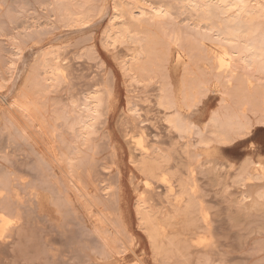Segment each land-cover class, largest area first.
I'll return each instance as SVG.
<instances>
[{"label":"rangeland","instance_id":"rangeland-1","mask_svg":"<svg viewBox=\"0 0 264 264\" xmlns=\"http://www.w3.org/2000/svg\"><path fill=\"white\" fill-rule=\"evenodd\" d=\"M129 1L0 0V264H264V76L239 69L223 80L221 46L189 30L196 47L187 29L196 18L173 0H143L176 13L162 27L136 26L135 41L108 44L114 7ZM64 3L79 23L64 18ZM44 60L61 68L46 83ZM163 91L187 133L167 123L176 113L159 105ZM91 96L106 104L83 139L71 124ZM225 115L245 129L219 143L211 118ZM138 134L162 166L155 176L140 168ZM140 200L176 240L169 256L151 248Z\"/></svg>","mask_w":264,"mask_h":264},{"label":"bare ground","instance_id":"bare-ground-1","mask_svg":"<svg viewBox=\"0 0 264 264\" xmlns=\"http://www.w3.org/2000/svg\"><path fill=\"white\" fill-rule=\"evenodd\" d=\"M146 1L143 2V0H131V2L129 1L130 4L129 3L127 4V5H129V7H127L126 9L124 7H120V6H119L120 8L116 7V6L114 7L113 16L111 18V21H114V22H113L112 27L107 31V33L105 35V39L108 42V44L115 45L116 43H118V44L120 43V45H121L124 41L125 42L126 41H135L132 39V35L134 34V32L137 31V29H135L136 26L137 27L141 26V25H143L144 22H146V23H148L149 27H151V26H153L152 22H155V21L157 22V21L165 19V18L167 20L170 19L169 16L174 13V12L172 13V10L175 11L172 7L173 5L163 6L165 4H161V5H155L154 6V5H151L149 3L147 4L148 1L147 2ZM173 1H174V4L177 6V9H178L177 10L175 5H174V8L176 9V11H179L181 13H189V15L190 14L192 15L190 17L195 16V18H196L195 20L189 19V22H190L189 28L190 29L187 28L189 33H190L189 30H193L195 32V35L197 37L201 38L202 40H206V41L211 40V41H214L215 43H217L221 46V51L219 53H215L214 60L218 66V69H220L224 72L223 78H222L223 80L225 78L226 80L230 81L235 76L239 78L238 75H235L236 72L239 71V69L245 70L244 72L248 71L247 73L251 72V75H252V73H254L253 77H249L250 75L248 76L249 79L250 78L254 79L255 74L259 75V76H264V0H173ZM61 11L64 15V18H66L68 21H70L72 23H79L81 21V18L79 15L80 12H78L77 10H75L73 8H70L69 5H66L64 3ZM161 22H160V26L162 27V25L164 26V24L161 25ZM146 23H144L145 27L147 26ZM150 24H151V26H150ZM117 25L119 28L117 27ZM158 25H159V23H158ZM114 26H116V27H114ZM144 26L142 28L145 29ZM157 26L156 27L154 26V27L157 29ZM160 26H158V29L160 28ZM155 28H153V29H155ZM147 29H148V27H147ZM165 29H166V27H165ZM148 31H151L150 28ZM163 31H165V30H163ZM185 32H186V30H185ZM188 32H186V33L188 34ZM179 33L177 30L178 35H179ZM187 34L184 35V37L187 36ZM190 35H191V33L189 34V37H192V35L191 36ZM195 35L193 34L194 38H195ZM180 36L183 38L182 33L180 34ZM180 36L179 37L176 36V38H181ZM150 37L152 38V35ZM151 38L148 39L147 37H145L144 41L146 39L152 41ZM194 38L192 37V39H193L192 41H194L192 43L195 44L199 40H194ZM161 39H160V41L163 43V45L167 46L166 41L163 39H162L163 40L162 41ZM181 39H179V41ZM189 39H191V38H189ZM158 40L159 39H156L155 41L157 42ZM185 40H183V42L181 40V44L178 43V40L176 43L179 45H182V43H184ZM164 41H165V44H164ZM170 41L171 40H169L168 43H170ZM156 42H155V44H156ZM139 43H140V41H139ZM171 43H172V41H171ZM192 43H191V48H193V46H194V45H192ZM145 44L147 45L146 42L143 45H145ZM153 44L154 43H152V45ZM159 44H160V42H159ZM187 44H189V41ZM145 46H143V48ZM151 46H150V48H151ZM155 46H157V45H155ZM195 46H196V44H195ZM201 46L202 45L199 44V47H201ZM146 47H148V45ZM187 47H189V46H187ZM179 48H180V46H179ZM195 48H193V49H195ZM180 49L183 50L182 47ZM193 49H190V47H189V49L186 50V47H185L184 52H185V50L186 51H188V50L194 51ZM199 50H201V48ZM154 51H155V49H154ZM165 51L166 50H164L162 52V55H160V54L159 55L163 57L165 54L164 53ZM143 52H145V50H143ZM151 52H153V51H151ZM196 52H198V51H196ZM157 53H159V52H157ZM19 54H20V51L16 50L14 56L15 55L18 56ZM145 54H146V52H145ZM166 54H167V52H166ZM193 54H197V53H193ZM197 55H199V54H197ZM138 56H140L139 53L134 55L132 57V60L137 61ZM155 56H157V55H155ZM191 56H193V55H191ZM166 57H164V58H166ZM204 57H205V54H204ZM209 58H208V60H209ZM159 59L161 60V57ZM157 60H158V58H157ZM52 62H53L52 64H49L46 60H44V62L42 64L43 65V71H44L45 76H46L43 79L42 83L53 81L56 78V76L61 74V68H60L57 60H52ZM162 63H164V62H162ZM215 68H216V66L213 69H215ZM125 69L127 72H132V70L128 66H126ZM214 74H216V72ZM219 75L220 74H218L217 79H218ZM247 75L248 74H245L244 77L246 78ZM256 77H258V76H256ZM238 78H236V79H238ZM261 79L262 78H260L259 80H261ZM240 80L244 81L245 79H242L240 77V79H238V81H240ZM262 80H264V79H262ZM238 81H237V83L239 84ZM241 84H244V83L240 82L239 85H241ZM235 87L239 88V87H237V85ZM243 87L241 88L242 90H243ZM259 89H257V90H259ZM257 90H255V91H256V94L258 95L259 93ZM255 91H254V94H255ZM251 92H253V91H251ZM161 93H162V91H161ZM163 93H164V95L162 96V94H161L162 97L159 99V105L161 107H163L165 110H173L176 113V115L174 117L169 118L167 120V123L169 124V126L171 128L176 129L180 133H187V131L189 130L188 125L184 123L185 119L184 120L182 119L183 115L181 116V113H179V111L175 110V104H174V102H172L173 96H172V98H170V97H168V94L167 95L165 94L166 92L163 91ZM181 93H182V91H181ZM238 93L239 92H237V90H236V94H238ZM234 94H235V92H234ZM254 94H252V95L254 96ZM252 95H251V97H252ZM229 97H231V96H229ZM242 98L244 99L245 96L241 97V99ZM230 99H232V98H230ZM182 100L183 99H181V101ZM254 100H255V98L253 99L252 103L257 101V99H256V101H254ZM185 103L186 102H184V104ZM104 104H106V102H105V100H103V98L100 99V96L98 98L95 96L88 97L82 105V108L79 112V116H77L76 120L73 122V124H71V126H72L71 129H74L75 127L78 126L80 128V136L79 137L86 139L87 134H88L89 130L91 129L92 122L97 120L98 117L101 115L100 109L102 108V106ZM181 104H183V101ZM235 104H237V102ZM10 105L12 106L13 103ZM16 106H18L23 112L28 113L29 111H31L30 114L33 113L32 109L29 110V105H26V104L18 105V103H17ZM184 106L185 105H183L182 107H184ZM253 106H256V105H253ZM225 114H226V112H225ZM33 115H34V113H33ZM226 115L222 118H225ZM232 115H233V112H232ZM27 116H29V115H27ZM233 117L235 118V115H233ZM35 120H37V119H34L33 121L35 122ZM211 122L213 124V127L215 128V129L213 128L212 134L215 136L216 140L219 143L226 142L232 135L237 134L238 132L245 129V123L243 121L241 122L240 120H235L231 117H228L227 119L221 121L219 119V117L213 116L211 118ZM139 135L140 134H138V136H137L139 141L134 142L135 143L134 148L136 150H138L140 152V155H141V161L139 162L140 168L148 176H155L156 171L160 170V167H162V166L160 165L158 158H152L151 156L149 157L148 148L146 147L147 145L144 144L145 142H143L146 140L139 138ZM133 138H134V136H133ZM143 138L145 139V137H143ZM134 140H135V138H134ZM146 143H147V141H146ZM204 143H206L205 138H203L200 135V139L198 141V144L204 145ZM132 145L134 146L133 143H132ZM65 163L66 162H64V164ZM71 163H72L71 160H70V162L68 160V162H67L68 165L66 164V166L70 167ZM72 166H73V163H72ZM72 166L70 168H72ZM250 166H252V165H250ZM164 170H161V171L163 172ZM162 172H160L159 177L164 180V174L165 173H162ZM170 186H172V185H170ZM170 186H169V190L171 191ZM183 191H185V189H183ZM183 191H182V193L186 194V192H183ZM184 209H186V206ZM184 211H186V210H184ZM187 213L190 214L189 211ZM137 215L139 216V220H140L144 230L146 231L150 246L153 249L154 253H156L157 255L166 254V256H169V255H167L168 251H170V253L168 252V254H171L172 253L171 251H177L178 247H177V243L175 242L176 240L174 241L171 238L169 239V236H168V238H165L163 231L161 230L159 224L155 220V217L153 215H151V213L148 212V208H146L143 200H140L138 205H137ZM0 218L4 219L3 216H1V215H0ZM165 227H167V226H165ZM178 244L180 245V243H178ZM136 261L138 262V260H136Z\"/></svg>","mask_w":264,"mask_h":264}]
</instances>
